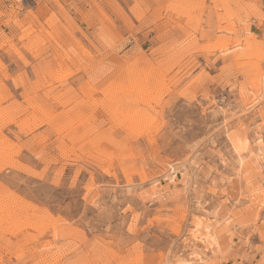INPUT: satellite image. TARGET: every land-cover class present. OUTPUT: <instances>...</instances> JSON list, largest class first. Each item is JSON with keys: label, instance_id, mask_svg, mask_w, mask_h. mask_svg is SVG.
Masks as SVG:
<instances>
[{"label": "rangeland", "instance_id": "1", "mask_svg": "<svg viewBox=\"0 0 264 264\" xmlns=\"http://www.w3.org/2000/svg\"><path fill=\"white\" fill-rule=\"evenodd\" d=\"M0 264H264V0H0Z\"/></svg>", "mask_w": 264, "mask_h": 264}, {"label": "built area", "instance_id": "2", "mask_svg": "<svg viewBox=\"0 0 264 264\" xmlns=\"http://www.w3.org/2000/svg\"><path fill=\"white\" fill-rule=\"evenodd\" d=\"M4 1H11V0H4Z\"/></svg>", "mask_w": 264, "mask_h": 264}, {"label": "bare ground", "instance_id": "3", "mask_svg": "<svg viewBox=\"0 0 264 264\" xmlns=\"http://www.w3.org/2000/svg\"><path fill=\"white\" fill-rule=\"evenodd\" d=\"M170 4V3H169ZM104 17V16H103ZM37 20V19H36ZM42 26V25H41ZM40 29V28H39ZM5 43V42H4Z\"/></svg>", "mask_w": 264, "mask_h": 264}]
</instances>
